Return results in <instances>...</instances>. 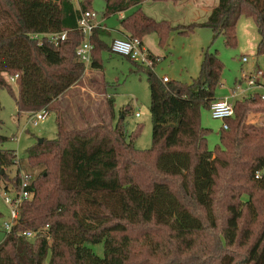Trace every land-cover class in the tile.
Returning <instances> with one entry per match:
<instances>
[{
    "label": "trees",
    "instance_id": "16d2710c",
    "mask_svg": "<svg viewBox=\"0 0 264 264\" xmlns=\"http://www.w3.org/2000/svg\"><path fill=\"white\" fill-rule=\"evenodd\" d=\"M141 2L105 0L103 16ZM91 3L0 0V89L15 100L18 113L48 108L82 77L86 66L75 54L83 39L77 20L81 12L92 10ZM242 15L254 21L256 53L264 56V0H218L204 22L175 26L138 7L119 25L125 37L142 40L154 33L161 47L173 31L188 34L204 26L213 39L221 35L233 47ZM65 30L66 38L57 45L32 37ZM103 37L104 31L93 28L90 68L100 69L102 52H112ZM221 71L217 51L207 49L190 83L164 82L149 69L152 131L147 149L134 147L139 128L128 135L120 119L116 125L67 129L58 115L55 137L41 143L37 139L26 152L27 164L41 169L30 179L32 199L22 203L18 222L0 243V264H136L138 246L161 257L145 259L147 264H235L227 250L240 241L248 245L240 264H264V223L253 232L258 211L249 191L252 184L264 193V123L246 122L249 111L264 113V100L255 94L235 100L227 129H220L219 145L209 150L211 130L201 124V110L217 99ZM15 73L18 95L4 76ZM7 139L0 135V143ZM19 160L14 150L0 149V178L16 184L23 170ZM13 166L17 170L11 177ZM218 204L226 211L221 225L215 214ZM45 225L50 242L19 235ZM94 244H102L101 256Z\"/></svg>",
    "mask_w": 264,
    "mask_h": 264
},
{
    "label": "rangeland",
    "instance_id": "374dc122",
    "mask_svg": "<svg viewBox=\"0 0 264 264\" xmlns=\"http://www.w3.org/2000/svg\"><path fill=\"white\" fill-rule=\"evenodd\" d=\"M143 1L145 0H142L137 6H133L135 7L133 10L139 7V9L155 20H166L175 26L177 24L187 25L193 22H204L209 15L210 9L217 4L218 0H178L175 2L162 0L155 1V3L151 0L149 1L151 3L148 4H144ZM91 4L92 8L98 13L99 18H103L105 0H92ZM118 17V13L105 16L104 24L109 31H112L118 25ZM236 37V45L230 47L224 43L221 35L213 39L211 29L201 26L196 27L188 34H181L176 31L171 32L167 43L163 47L158 44L157 39L150 38L148 41L152 48H149L156 55L152 71L158 77L165 75L171 80L190 83L198 75L202 51L206 49L212 52L217 51L222 62V71L221 82L215 90V96L217 98L229 97L230 100L239 99L242 95L231 98V94L234 90L240 92L241 89L246 88L244 82L241 83V89L237 87V83L241 81L242 72L251 70L255 65L264 69V56L256 53L259 34L254 21L250 17L240 16L236 24ZM104 38L106 42L110 41L111 35L107 33ZM147 52L149 53L148 50ZM243 57L247 59L246 62L242 61ZM101 59L102 67L100 69L86 67V70H91L95 74V86L91 89L84 88V83L81 82L82 86L77 89L81 94L88 93L91 98H95L94 109L96 108L103 123L110 125L106 121L109 122V118L112 117V125H116L120 119L122 127L128 135L133 134L139 128L138 134L133 139V145L139 150L149 148L151 146L152 131L149 111L150 93L146 80L149 68L144 66H141V68L137 67L125 57L115 53H108L107 51L102 52ZM78 81L76 82L77 84L79 83ZM10 85L13 92L18 95V86L13 83H10ZM254 92L248 90L244 94ZM258 93H264V89H258ZM78 95L79 93L77 92ZM110 101H112V106H109ZM0 104V135L8 137L7 141L0 143V149L15 150L17 159H23L19 160L20 168L31 175L33 179L41 168H31L27 164L25 160L26 152L37 139H53L55 137V123L58 115L65 122L64 126L67 129L77 128L74 123H71L75 125L73 128L72 126H66L70 122L77 120L78 113V117L87 123L86 125H92L89 110L78 102H71L64 106L59 102H53L48 106L50 112L48 117L37 126H32L28 122V116L31 112L24 114L17 112L16 102L6 89H0ZM125 107L128 108V111L125 114H121L120 111ZM136 112L139 113V116H135ZM66 115H68V118ZM246 122L255 125L263 124L264 113L251 110L246 115ZM201 124L211 130L207 136V147L209 150H214L216 145H219V133L223 122L220 119L212 118L209 109L203 108L201 110ZM15 137L16 140L13 139ZM16 170L15 166L11 167L9 175L11 177L15 176ZM249 191L252 193V201L258 211V222L251 224V228L255 232L264 223V193L252 184L249 187ZM0 212L2 214L1 218L7 215V207L1 198ZM215 214L221 225L222 219L226 214L225 206L222 204L216 205ZM3 235L0 229V243ZM157 241L159 242V240ZM244 242L240 241L228 247L227 254L235 259V264H240V260L246 253L248 245H245L247 241ZM91 247L97 255H102V244H94ZM145 259L155 261L156 259L160 260L161 257L157 258L154 251L150 252L146 248L138 246L135 251L136 264H147Z\"/></svg>",
    "mask_w": 264,
    "mask_h": 264
},
{
    "label": "built area",
    "instance_id": "2783aa9c",
    "mask_svg": "<svg viewBox=\"0 0 264 264\" xmlns=\"http://www.w3.org/2000/svg\"><path fill=\"white\" fill-rule=\"evenodd\" d=\"M97 16L98 13L95 10H86L81 12L80 17L77 20V30L82 33L83 39L77 45L75 54L77 59L84 63L86 67H89L92 59L93 44L90 41V36L93 28L99 27V24L96 23ZM66 35L67 31L65 30L56 33L32 34V37H45L49 42L57 45L60 41L66 38ZM110 47L113 53L127 57L140 66H144L149 69H152L153 67L154 62L147 50L144 48L142 40L138 37L124 36L113 38L111 40ZM242 61L246 62L247 59L243 57ZM5 76L6 80L10 83H16V80L18 79V73L13 75L6 74ZM162 79L166 82L168 77L163 76ZM242 82L246 84L245 89L240 88ZM237 87L241 89L240 92L234 90L231 94V98H235L238 95H242L240 98H243L255 94L264 100V93H258V89H264V69L255 65L251 70L243 71L241 81L237 83ZM248 90L255 92L244 94ZM235 100L237 99L230 100L229 97L217 98L209 106L212 118L222 120L223 129H227L226 119L232 117L234 114L233 106ZM48 115V108L35 110L28 116V122L32 126H37L40 122L45 120ZM135 116H139V113L136 112ZM13 139L16 140V137ZM17 174L18 180L16 184L13 181L0 178V198L7 207V215L2 217L0 220V229L4 234L3 239L11 232L12 228L18 222L22 203L27 200H31L33 197V191L29 187L31 176L23 170H20ZM256 177H258V174ZM19 235L28 241H34L37 238H44L46 241H50L48 225L36 230H24L20 232Z\"/></svg>",
    "mask_w": 264,
    "mask_h": 264
},
{
    "label": "crops",
    "instance_id": "0c3cea01",
    "mask_svg": "<svg viewBox=\"0 0 264 264\" xmlns=\"http://www.w3.org/2000/svg\"><path fill=\"white\" fill-rule=\"evenodd\" d=\"M75 1V3L77 4L78 3V0H74ZM149 1H151V0H145V1H143V3L144 4H148V3H151V2H149ZM152 2H154L155 3V0L153 1L152 0ZM135 7H130V8H128V9H126V10H124V11H119L118 12V14H119V17H118V25L115 27V28H113L112 29V31H111V34H110V31L107 29V26L104 24V19H105V17H101V18H99V15L97 16V18H96V23H98L99 24V28H100V30H102V31H104V35H106L107 33L109 34V35H111V39H110V41H107V43L108 44H110L111 43V40L113 39V38H117V37H124V36H126V34H124L122 31H121V28H120V25H119V21L121 20V19H123L126 15H128L127 13H130L131 11H133V9H134ZM92 10H94L93 8H92ZM211 10V9H210ZM127 12V13H126ZM126 13V14H125ZM114 31V32H113ZM152 35H155L154 33H152V34H149V35H146L145 37H143L142 38V43H143V46H144V48L146 49V50H148L149 51V55H152L153 57H155L156 55L154 54V53H152L151 52V49L150 48H152L151 47V45H150V43H149V41H148V39H157V36L155 35V36H152ZM154 37V38H153ZM103 39L105 40V38L103 37ZM106 41V40H105ZM157 41H158V39H157ZM150 47V48H149ZM109 53V52H108ZM110 53H112V52H110ZM155 64V63H154ZM154 64H153V67H154ZM152 67V68H153ZM90 68V67H89ZM6 74H4V76H5ZM94 76H95V74H94V72L93 71H91V70H86V68H85V70H84V72H83V75H82V77H81V79H79V83L77 84H74V85H72L71 87H69L67 90H65L59 97H57L58 98V100H53L52 101V103L54 102H59L61 105H67V104H70L71 102L73 103H75V102H78V103H81V104H83L84 105V107H85V109H87V110H89V117L90 118H92V121H91V123H92V125H94V124H97V123H101L102 121H101V119L99 118L100 116H99V114L97 113V111H96V108L94 109V101H95V98H91L90 97V95L88 94V93H86V94H81L80 93V91L77 89L79 86H82V83L81 82H83L84 83V85L83 86H85L84 88H88V89H91L92 87H94L95 86V84H96V81L94 80ZM165 76V75H164ZM163 77V76H162ZM5 78H6V76H5ZM15 86H16V84L15 83H13ZM74 88H76V89H74ZM79 93V95L77 96V92ZM87 92V91H86ZM92 99H94V100H92ZM51 103V104H52ZM50 104V105H51ZM74 109V108H73ZM62 111H63V108H62ZM24 113H26V112H22V113H19V114H24ZM50 113V112H49ZM68 113V112H67ZM67 116V118H68V115H66ZM78 116H79V113H78ZM77 116V120H75V122H70L69 124H67V126L66 127H71L72 126V128L75 126L74 124H76L77 125V128H83V127H85V126H87L86 124L87 123H85L80 117H78ZM110 120H109V122L108 121H106L108 124H110V125H112V117H110L109 118ZM63 123H65L64 121H63ZM71 123H74V124H71Z\"/></svg>",
    "mask_w": 264,
    "mask_h": 264
},
{
    "label": "water",
    "instance_id": "95a60500",
    "mask_svg": "<svg viewBox=\"0 0 264 264\" xmlns=\"http://www.w3.org/2000/svg\"><path fill=\"white\" fill-rule=\"evenodd\" d=\"M39 142L41 143L42 142V138H39ZM2 172H0V174H1Z\"/></svg>",
    "mask_w": 264,
    "mask_h": 264
}]
</instances>
